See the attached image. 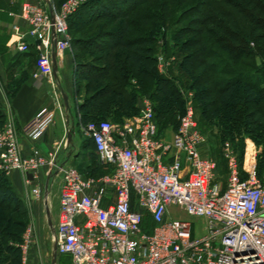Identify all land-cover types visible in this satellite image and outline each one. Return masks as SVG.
I'll list each match as a JSON object with an SVG mask.
<instances>
[{
	"label": "built area",
	"instance_id": "1",
	"mask_svg": "<svg viewBox=\"0 0 264 264\" xmlns=\"http://www.w3.org/2000/svg\"><path fill=\"white\" fill-rule=\"evenodd\" d=\"M84 2L67 0L59 10L53 6L52 18L46 0H24L19 17L29 29L13 27L14 47L22 53L31 47L37 51L35 81L52 84L57 109L35 122L30 138L44 133L57 112H67L53 53L71 48L69 19ZM158 62L161 72L171 64L163 57ZM140 109L138 117L122 122L79 126L108 170L99 176L58 163L57 152L47 157L34 148L24 156L14 122L0 125L2 174L23 173L31 186L47 168L51 188L60 177L53 235L58 256L71 264H264V177L259 178L256 167L242 169L238 151L226 143L228 175L225 185L219 181L218 162L204 154L206 138L191 103L170 141L159 134L153 102L143 99ZM33 194L40 198L44 192L37 187ZM193 219L202 221V233L194 229Z\"/></svg>",
	"mask_w": 264,
	"mask_h": 264
},
{
	"label": "trees",
	"instance_id": "2",
	"mask_svg": "<svg viewBox=\"0 0 264 264\" xmlns=\"http://www.w3.org/2000/svg\"><path fill=\"white\" fill-rule=\"evenodd\" d=\"M148 1L122 0L124 5L112 2L108 4L104 3L105 1L98 3L93 0L85 1L70 17L69 29L72 46L82 52L80 55L91 54L97 49L100 52L96 61L84 60L85 63L77 66L76 78L87 82V96L79 106L82 122L85 121L84 124L104 120L100 118L103 114L111 116L112 121L122 122L123 119H117V113L112 116L110 110L113 104H117L119 106L116 110L123 111L129 102H134L136 98L128 93V83L132 85L137 79L148 85L154 83L159 72L158 59L153 56L156 41L149 35V30L153 27L151 20L154 17L145 12H138L140 6L145 5ZM185 1L182 0L180 4H184ZM224 1L227 6L232 7L240 14L224 10L220 7L218 0H210L208 10L203 13L204 19L200 23L203 27L199 30L181 29L178 32V37L181 40L186 39L185 50H192L186 55L183 66L189 69V76L194 79L193 86H204L211 83L212 89L209 91L203 89L202 95L207 97L208 94H216L217 98L211 101L212 105L218 104L233 108L232 129L239 130L238 126L245 125L247 119L250 121L258 114L253 109L260 103L258 100L264 102V70L257 69L256 73L251 74L250 72L239 73L237 68V64H240L243 58L264 56V0H245L248 7L240 4L243 2L242 0ZM172 3L170 1L168 6L170 7ZM53 6L57 10L60 8V5L56 7L53 4ZM170 10L169 12H171ZM238 15L248 18L250 27H247L246 31H233L224 24L225 19L235 20L236 23L235 17ZM103 20H106L114 28L89 39L74 37L72 33L74 28L77 33H82L84 27L90 26L88 33H91L94 31L95 24ZM214 27L222 30L226 39L221 37ZM222 41L224 43H221ZM251 41L255 43L256 49L249 45ZM227 42L228 44H226ZM239 45H243V47ZM216 46L219 51L214 49ZM30 50L35 49L31 47ZM226 56L233 59L235 65L230 59L227 60ZM246 66L250 68V65ZM202 69L204 71L200 72ZM168 85L169 81L164 77L160 80L159 91L162 94L167 93ZM239 88H241L240 95L238 94ZM240 98L245 104L243 109L239 108ZM155 120L159 127L156 107ZM1 124H3L2 120H0ZM85 141L87 146L84 149V154L87 151L89 157L99 163L93 141L90 139ZM100 167L99 173L87 176H99L108 172L101 165ZM257 173L259 176V171ZM259 178H263L261 174ZM23 209L19 197L7 185L5 175L0 173V210L5 214L14 215L19 214V211ZM10 215L0 217V239L7 238L4 225L12 226L13 221ZM5 246L6 244L2 243V249L0 242V257L6 253ZM63 258L67 264H71L69 258ZM0 264H17V262L16 259L4 257L0 260Z\"/></svg>",
	"mask_w": 264,
	"mask_h": 264
},
{
	"label": "rangeland",
	"instance_id": "3",
	"mask_svg": "<svg viewBox=\"0 0 264 264\" xmlns=\"http://www.w3.org/2000/svg\"><path fill=\"white\" fill-rule=\"evenodd\" d=\"M50 1L56 7L58 5L61 7L67 0ZM170 1L173 3L169 7L168 3ZM181 1L182 0H149L145 5L140 6L138 12H145L154 17L151 20L152 29L149 30V28H146L149 30V35L154 37L156 41L153 56L157 57V59L163 57L165 60H169L171 64L165 72H161L159 71L158 62L157 67L159 72L154 83L148 85L147 83L139 82L138 79L132 84L133 86L128 83V93H131L130 95L134 96L136 99H134V102H129L123 111H117L116 109L119 105L113 104L110 110L112 116L117 113L116 118L119 120L136 118L141 114L140 108L143 99H149L156 107L159 134L170 141L173 137L174 130L180 124L187 104L191 103L195 111L197 124L206 138L204 154L218 162L219 181H222L225 185L228 175V167L224 158L226 143H229L238 151L242 169L245 165H247V168L256 167L257 171H259V176L261 174V176L264 177V102L258 100L260 103L253 107L258 114L250 121L247 119L245 125L238 126L239 130H234L232 129L231 122L234 112L233 108L229 106H219L218 104L212 105L211 101L217 98L216 94H208L207 97H205L206 95H202L203 89L208 91L212 89V84L193 86L194 79L189 76V69L183 66L185 57H187L186 55L191 53L192 50L184 49L186 39L181 40L178 37V32L181 31V29H201L203 27L200 24L204 19L203 13L208 10L210 0H186L184 4H180ZM218 1L220 7L234 13L235 10L227 6L224 0ZM242 1L241 3L237 1V3L239 2L241 5L248 7V3L245 0ZM93 2H104L108 4L112 2L124 5L122 0H93ZM169 10L171 12H169ZM235 12L237 13V11ZM237 14L240 13L238 12ZM235 18L237 19L236 23L235 20L231 19L230 21L225 19L224 24L226 27L233 31L239 30L240 32L242 30L246 31L250 27V22L245 16L238 15ZM90 28V26L84 27L82 33H77L76 28H74L72 33L74 37L89 39L95 37L99 33L110 31L114 27L106 20H103L95 24L93 32L88 33ZM216 29L221 37H226L222 30ZM221 43L224 42L222 41ZM249 43L251 47L256 49L255 43L252 41ZM226 44H228V42ZM72 47L74 49V46ZM240 47H243V45ZM214 49L218 50L219 48L216 46ZM99 53L97 49L92 51L91 54H82L81 58L85 61L94 62L96 61L95 59L99 57ZM226 59H230V61L233 62V59L229 56H226ZM246 65H250V68ZM237 68L239 73L250 72L251 74L256 73L255 71L257 69L264 70V56L252 57L250 59L243 58L240 64H237ZM203 71L204 69L200 70V72ZM164 77L169 81V91L162 94L158 86L160 80L164 79ZM225 77L229 78L228 76ZM240 89L241 88L238 90L239 95L241 93ZM239 106L241 109L245 108V104L242 102L241 98ZM100 118L112 120L111 116H106L105 114ZM83 122L82 124H84ZM77 131L79 135L82 134L80 128H77ZM86 146L85 141L84 144L78 148L76 153L82 158L76 159L74 165L83 174H97L101 170V167L99 163L89 157L87 151L84 154ZM59 182L60 177L57 178V181L51 188L50 196L48 197L53 227L49 226L46 207H44V194H42L40 198L34 196L35 203L38 205L37 211L35 212L32 211L31 208H27V210L23 209L19 211V214L10 215L0 210V217L10 215L13 221L12 226L8 225L7 227V225H4L7 238H5V240L0 239V242L2 249V243L6 244V248L4 249L6 253L3 257H0V260L4 259V257H9V259L12 260L16 259L17 264H29L31 260L35 261L37 264H52L53 232L60 213ZM42 192H44L43 189ZM193 221L194 229L202 233L204 230L202 221L198 219H193ZM148 232L150 233L151 231L148 230ZM24 246H27L26 250L23 249ZM57 264H67V261L63 257L58 256Z\"/></svg>",
	"mask_w": 264,
	"mask_h": 264
},
{
	"label": "crops",
	"instance_id": "4",
	"mask_svg": "<svg viewBox=\"0 0 264 264\" xmlns=\"http://www.w3.org/2000/svg\"><path fill=\"white\" fill-rule=\"evenodd\" d=\"M23 3L24 0H0V120L3 123L9 119L14 122L20 135V149L24 156L36 148L47 157L57 152L58 163L74 165L76 159L82 158L76 152L86 140L82 134L79 135L77 128L82 124L79 106L87 96V82L76 78L77 66L85 61L81 58L82 52L76 47L73 49L72 46L57 56L58 76L55 78L61 97L64 92L69 98L71 111L66 112L65 116L57 112L54 123L44 133L36 138H30L28 133L35 122L46 111L57 109L52 97V84L49 81L37 84L35 81L38 53L35 50L22 53L14 47L17 40L13 34L14 25H19L24 31L29 29L27 23L19 17ZM69 131L74 134L72 142L65 147ZM5 178L7 185L19 197L24 209L31 208L32 211H37L38 205L33 194V188L37 187L44 190L46 207L47 188L49 196L51 193L47 168L42 170L39 180L32 182L31 186L26 184L27 176L20 172H12L5 175ZM29 264L37 263L31 260Z\"/></svg>",
	"mask_w": 264,
	"mask_h": 264
},
{
	"label": "water",
	"instance_id": "5",
	"mask_svg": "<svg viewBox=\"0 0 264 264\" xmlns=\"http://www.w3.org/2000/svg\"><path fill=\"white\" fill-rule=\"evenodd\" d=\"M46 1L48 3L49 10H50V13L52 15V18H54V8H53V4L49 0H46ZM56 44H57L56 39H54V42H53L54 48L56 47ZM53 64H54V75H55V77H57L58 76L57 75L58 66H57V54H56V52L53 53ZM62 97H63V101H64L65 108H66L67 112L70 113L71 110H70L69 98L66 95V93H64V92H62ZM73 134H74V132L69 131V133H68V142L69 143L72 142ZM48 197H49V189L47 188V190H46V202H45L46 213H47V216H48L49 226L50 227H53L52 226V221H51V212H50V206H49ZM53 235H55V230L53 232ZM57 261H58L57 243H56V241H54V243H53V258H52V264H57Z\"/></svg>",
	"mask_w": 264,
	"mask_h": 264
}]
</instances>
